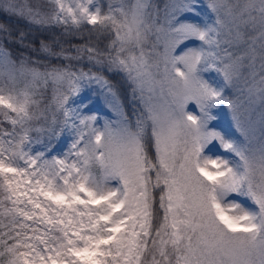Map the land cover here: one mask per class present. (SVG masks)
<instances>
[{"label": "snow or ice", "instance_id": "6c2138e0", "mask_svg": "<svg viewBox=\"0 0 264 264\" xmlns=\"http://www.w3.org/2000/svg\"><path fill=\"white\" fill-rule=\"evenodd\" d=\"M0 14L50 33L0 24V264H264V0ZM92 84L114 119L88 111Z\"/></svg>", "mask_w": 264, "mask_h": 264}, {"label": "rangeland", "instance_id": "374dc122", "mask_svg": "<svg viewBox=\"0 0 264 264\" xmlns=\"http://www.w3.org/2000/svg\"><path fill=\"white\" fill-rule=\"evenodd\" d=\"M154 3L163 5L165 3V0H154ZM112 76L118 78V80L122 83V87L124 88L125 93L124 91L122 93H119L115 89V87L114 90L117 92L121 101L124 99V102H122L125 105L126 109L130 108L131 102L128 97L127 86L119 75L112 74ZM83 98L88 101V111L92 114H96L100 118L101 124L103 123L104 119H114V114L109 103L111 98L106 95V93L101 89L100 86L92 84L91 86L87 87L83 91ZM217 111L219 112V115L217 117V120L214 121V123L217 125V130L234 131V125L232 124L231 116L228 110L224 108L223 110L218 109ZM255 119H259L258 115L255 117Z\"/></svg>", "mask_w": 264, "mask_h": 264}, {"label": "trees", "instance_id": "16d2710c", "mask_svg": "<svg viewBox=\"0 0 264 264\" xmlns=\"http://www.w3.org/2000/svg\"><path fill=\"white\" fill-rule=\"evenodd\" d=\"M0 24L8 25L14 31L19 30V31L29 32L28 40L37 42V44L41 38L47 39L50 36L49 32L39 31L35 28H29L27 25L24 24L23 21H17L15 18H10V17L2 15V14H0ZM12 47L14 50L16 49L15 45H12ZM105 75L112 82L113 86L115 87V89L119 93H122L124 91V88L122 87V83L118 80V78L112 76V74L111 75L105 74ZM124 93H125V91H124ZM122 101L124 102V99Z\"/></svg>", "mask_w": 264, "mask_h": 264}]
</instances>
